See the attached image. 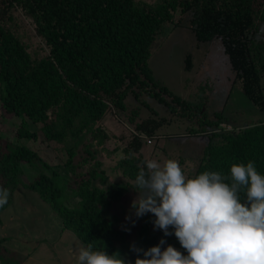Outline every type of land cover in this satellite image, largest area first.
<instances>
[{
  "label": "trees",
  "instance_id": "1",
  "mask_svg": "<svg viewBox=\"0 0 264 264\" xmlns=\"http://www.w3.org/2000/svg\"><path fill=\"white\" fill-rule=\"evenodd\" d=\"M11 8L33 24L44 56L31 51L12 27ZM186 16L197 43L218 38L234 74L232 83L238 81L242 94L264 113V40L254 37L264 25V0H159L154 5L0 0V112L19 119L17 141L40 137L60 158L50 165L38 151L0 137V189L22 187L36 193L59 216L63 230L84 246L113 254L128 234L103 211L121 205L128 191L135 192V176L142 162L159 151L154 140L163 136L157 131L169 121L150 110L155 117L140 119L126 134L107 132L101 125L105 115L124 112L128 96L137 100L139 92L188 122L183 137L208 135L187 177L205 170L228 176L232 164L249 160L264 174V120L215 132L221 114L208 115L202 104L188 103L153 81L147 61L155 36L165 24L180 26ZM107 162H113L117 181L107 178ZM6 206H0V215ZM152 218L147 214L137 230L132 242L137 247L158 243L161 231H151ZM3 242L0 238V264L8 263Z\"/></svg>",
  "mask_w": 264,
  "mask_h": 264
},
{
  "label": "rangeland",
  "instance_id": "2",
  "mask_svg": "<svg viewBox=\"0 0 264 264\" xmlns=\"http://www.w3.org/2000/svg\"><path fill=\"white\" fill-rule=\"evenodd\" d=\"M135 1L140 4L154 5L159 0ZM10 13L13 16L12 27L27 47L36 54L44 56L46 50L43 47V41L36 35L30 20L19 9L11 8ZM188 19L189 16H186L185 21L178 27L163 25L155 36L147 61L153 81L188 103L202 104L203 110L208 115L221 114V122L215 128V132L238 130L264 120V113L259 112L242 94L239 82L232 83L234 74L229 69L218 38L197 43L188 26ZM258 28L259 31L254 37L264 40V25L260 24ZM225 96L226 100H224ZM146 97L145 93L140 92L137 100L132 94L128 96V108L124 112L107 113L101 121L102 127L116 135L126 134L127 128L131 130L132 125L138 123L140 119L155 117L149 115V111L154 110L157 115L169 121L157 131L163 135L154 140L159 145V148L155 146L159 151L156 149L149 159L160 163L166 159H175L187 177L194 170L208 135L183 137L182 132L188 127V122L186 123L177 114H171L155 99ZM175 108L178 107L175 106ZM129 117L132 121L128 120ZM19 122V119L10 118L1 111L0 137L38 151L41 158L50 165L59 163L60 158H56L58 154L47 148L40 137L35 142L17 141L15 133ZM30 129H33L32 125ZM112 167L113 162L103 164L110 182L120 179L113 172ZM25 173L27 174L28 170ZM25 173L26 179L30 180L31 176ZM6 189L7 206L0 215L2 221L0 238H4L2 246L7 249L4 254L5 260L8 261L6 264H75V254L84 245L71 232L62 229L59 216L49 204L40 200L36 193L22 187ZM136 195V192L130 190L121 200V205L111 206L103 211L118 229L128 234L127 240L114 251L125 259L126 264H133L136 258V255L129 251V245L136 238L137 230L147 215L139 219L132 215L130 205ZM126 216L129 219L126 220ZM133 220H135L134 225ZM150 229L156 231L153 229L152 222ZM161 238L162 232L157 242ZM164 239L166 244L183 252L174 236L164 237Z\"/></svg>",
  "mask_w": 264,
  "mask_h": 264
},
{
  "label": "clouds",
  "instance_id": "3",
  "mask_svg": "<svg viewBox=\"0 0 264 264\" xmlns=\"http://www.w3.org/2000/svg\"><path fill=\"white\" fill-rule=\"evenodd\" d=\"M134 185L132 215L151 214L162 238L147 249L130 244L133 264H264V174L253 161L232 164L228 176L205 170L186 177L175 159H146ZM6 202L7 189H0V206ZM168 236L183 252L166 244ZM75 264L126 261L119 253L88 245L77 250Z\"/></svg>",
  "mask_w": 264,
  "mask_h": 264
},
{
  "label": "crops",
  "instance_id": "4",
  "mask_svg": "<svg viewBox=\"0 0 264 264\" xmlns=\"http://www.w3.org/2000/svg\"><path fill=\"white\" fill-rule=\"evenodd\" d=\"M227 98H226V96H225V98H224V100H226ZM221 109H223L222 107H221Z\"/></svg>",
  "mask_w": 264,
  "mask_h": 264
}]
</instances>
